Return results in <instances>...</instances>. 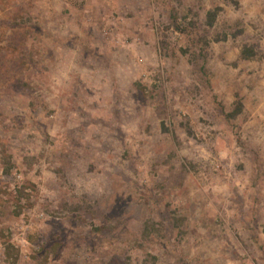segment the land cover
Returning a JSON list of instances; mask_svg holds the SVG:
<instances>
[{"label":"rangeland","instance_id":"374dc122","mask_svg":"<svg viewBox=\"0 0 264 264\" xmlns=\"http://www.w3.org/2000/svg\"><path fill=\"white\" fill-rule=\"evenodd\" d=\"M0 264H264V0H0Z\"/></svg>","mask_w":264,"mask_h":264}]
</instances>
